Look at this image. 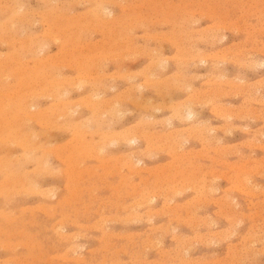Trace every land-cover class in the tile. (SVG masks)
Returning a JSON list of instances; mask_svg holds the SVG:
<instances>
[{
    "label": "rangeland",
    "instance_id": "rangeland-1",
    "mask_svg": "<svg viewBox=\"0 0 264 264\" xmlns=\"http://www.w3.org/2000/svg\"><path fill=\"white\" fill-rule=\"evenodd\" d=\"M263 11L264 0H0V120L16 123L0 121V264H264Z\"/></svg>",
    "mask_w": 264,
    "mask_h": 264
},
{
    "label": "bare ground",
    "instance_id": "bare-ground-1",
    "mask_svg": "<svg viewBox=\"0 0 264 264\" xmlns=\"http://www.w3.org/2000/svg\"><path fill=\"white\" fill-rule=\"evenodd\" d=\"M7 1H8V0H7ZM18 1H19V0H17V2H18ZM48 1H49V0H48ZM83 1H84V0H83ZM89 1H90V0H89ZM218 1H219V0H218ZM243 1H244V0H243ZM43 2H44V1H43ZM45 2H46V1H45ZM70 2H71V1H70ZM181 2H182V0H181ZM183 2H184V1H183ZM192 2H193V0H192ZM205 2H206V1H205ZM216 2H217V1H216ZM224 2H225V1H224ZM232 2H233V1H232ZM239 2H240V1H239ZM11 3H12V2H11ZM11 3H10V5H11ZM54 3H55V2H54ZM67 3H68V2H67ZM73 3H74V1H73ZM75 3H76V2H75ZM79 3H80V2H79ZM79 3H78V4H79ZM86 3H87V2H86ZM86 3H85V4H86ZM227 3H228V2H227ZM227 3H226V4H227ZM17 4H18V3H17ZM19 4H20V3H19ZM24 4H25V3H24ZM63 4H64V3H63ZM165 4H166V3H165ZM178 4H179V3H178ZM191 4H192V3H191ZM10 5H9V6H10ZM59 5H60V4H59ZM170 5H171V4H170ZM248 5H250V4H248ZM256 5H257V4H256ZM256 5H255V6H256ZM60 6H61V5H60ZM60 6H59V7H60ZM190 6H192V5H190ZM210 6H211V5H210ZM233 6H234V5H233ZM252 6H254V3H253ZM4 7H5V6H4ZM12 7H13V6H12ZM14 7H15V6H14ZM177 7H178V5H177ZM182 7H183V6H182ZM184 7H185V6H184ZM220 7H221V6H220ZM61 8H62V7H61ZM66 8H67V7H66ZM92 8L94 9V7H92ZM119 8H120V7H119ZM169 8H170V7H169ZM173 8H174V7H173ZM13 9H14V8H13ZM56 9H57V8H56ZM56 9H55V10H56ZM166 9H167V8H166ZM6 10H7V9H6ZM10 10H11V7H10ZM17 10H18V9H17ZM101 10H102V9H101ZM128 10H129V9H128ZM130 10H131V9H130ZM132 10H133V9H132ZM155 10H156V9H155ZM162 10H163V9H162ZM164 10H165V9H164ZM176 10H177V9H176ZM210 10H211V9H210ZM210 10H209V11H210ZM217 10H218V9H217ZM244 10H245V9H244ZM2 11H3V10H2ZM29 11H30V10H29ZM29 11H28V12H29ZM58 11H59V10H58ZM70 11H71V10H70ZM70 11H69V12H70ZM103 11H104V10H103ZM105 11H106V10H105ZM158 11H159V10H158ZM168 11H169V10H168ZM168 11H167V12H168ZM223 11H224V10H223ZM13 12H14V11H13ZM182 12H183V11H182ZM213 12H214V11H213ZM227 12H229V11H227ZM263 12H264V11H263ZM34 13H35V12H34ZM47 13H48V12H47ZM64 13H65V12H64ZM85 13H86V11H85ZM87 13H88V12H87ZM100 13H101V12H100ZM120 13H121V12H120ZM190 13H191V12H190ZM206 13H207V12H206ZM251 13H252V12H251ZM32 14H33V13H32ZM54 14H55V12H54ZM57 14H58V13H57ZM98 14H99V13H98ZM161 14H163V13H161ZM207 14H208V13H207ZM245 14H246V13H245ZM25 15H26V14H25ZM51 15H52V13H51ZM94 15H95V14H94ZM96 15H97V13H96ZM96 15H95V16H96ZM103 15H104V14H103ZM132 15H133V14H132ZM170 15H171V14H170ZM187 15H188V14H187ZM192 15H193V14H192ZM212 15H213V14H212ZM55 16H56V15H55ZM80 16H81V15H80ZM95 16H94V17H95ZM97 16H98V15H97ZM99 16H100V15H99ZM174 16H175V15H174ZM28 17H29V16H28ZM45 17H46V16H45ZM51 17H53V16H51ZM88 17H90V16H88ZM101 17H102V16H101ZM122 17H123V15H122ZM136 17H139V16H136ZM166 17H167V16H166ZM170 17H171V16H170ZM175 17H176V16H175ZM175 17H174V18H175ZM240 17H241V16H240ZM246 17H247V16H246ZM254 17H255V16H254ZM257 17H258V16H257ZM262 17H263V16H262ZM84 18H85V17H84ZM98 18H99V17H98ZM124 18H125V16H124ZM164 18H165V17H164ZM177 18H178V17H177ZM20 19H21V18H20ZM23 19H24V18H23ZM81 19H82V18H81ZM104 19H105V18H104ZM16 20H17V19H16ZM25 20H26V19H25ZM88 20H89V19H88ZM96 20H97V19H96ZM107 20H108V19H107ZM116 20H117V19H116ZM181 20H182V19H181ZM13 21H14V20H13ZM61 21H62V19H61ZM114 21H115V20H114ZM129 21H130V20H129ZM135 21H136V20H135ZM137 21H138V20H137ZM165 21H166V20H165ZM165 21H163V23H164ZM19 22H20V21H19ZM31 22H32V20H31ZM45 22H46V21H45ZM62 22H63V21H62ZM71 22H72V21H71ZM88 22H90V21H88ZM94 22H95V20H94ZM115 22H116V21H115ZM172 22H173V20H172ZM13 23H14V22H13ZM59 23H60V21H59ZM64 23H65V22H64ZM79 23H80V22H79ZM95 23H96V22H95ZM99 23H100V22H99ZM118 23H119V22H118ZM124 23H125V22H124ZM126 23H127V21H126ZM126 23H125V24H126ZM137 23H138V22H137ZM244 23H245V22H244ZM56 24H57V23H56ZM93 24H94V23H93ZM12 25H13V24H12ZM15 25H16V24H15ZM57 25H58V24H57ZM60 25H61V23H60ZM62 25H63V24H62ZM82 25H83V24H82ZM86 25H87V24H86ZM123 25H124V24H123ZM123 25H122V26H123ZM136 25H137V24H136ZM173 25H174V24H173ZM240 25H241V24H240ZM73 26H74V25H73ZM101 26H102V25H101ZM107 26H108V25H107ZM110 26H113V25H110ZM120 26H121V25H120ZM122 26H121V27H122ZM175 26H176V25H175ZM245 26H246V25H245ZM17 27H18V26H17ZM23 27H24V26H23ZM50 27H51V26H50ZM129 27H132V25L129 26ZM177 27H178V26H177ZM8 28H9V27H8ZM13 28H14V27H13ZM82 28H83V27H82ZM123 28H124V27H123ZM134 28H135V27H134ZM243 28H244V27H243ZM261 28H262V27H261ZM18 29H19V28H18ZM50 29H51V28H50ZM62 29H63V28H62ZM62 29H61V31H62ZM78 29H79V28H78ZM83 29H84V28H83ZM87 29H88V28H87ZM104 29H105V28H104ZM120 29H121V28H120ZM128 29H129V28H128ZM48 30H49V29H48ZM76 30H77V29H76ZM76 30H75V31H76ZM84 30H85V29H84ZM101 30H102V29H101ZM106 30H107V28H106ZM181 30H182V29H181ZM209 30H210V29H209ZM257 30H258V29H257ZM4 31H5V30H4ZM16 31H20V30H16ZM55 31H56V30H55ZM65 31H66V30H65ZM79 31H80V30H79ZM88 31H89V30H88ZM108 31H109V30H108ZM128 31H129V30H128ZM77 32H78V31H77ZM131 32H132V31H131ZM246 32H247V31H246ZM255 32H256V30H255ZM22 33H23V32H22ZM67 33H68V32H67ZM86 33H87V32H86ZM88 33H89V32H88ZM104 33H105V32H104ZM186 33H187V32H186ZM202 33H203V32H202ZM247 33H248V32H247ZM20 34H21V33H20ZM49 34H50V33H49ZM53 34H54V33H53ZM78 34H80V33H78ZM81 34H82V32H81ZM105 34H106V33H105ZM211 34H212V33H211ZM215 34H216V32H215ZM261 34H262V33H261ZM1 35H2V34H1ZM1 35H0V36H1ZM28 35H29V34H28ZM61 35H62V34H61ZM86 35H87V34H86ZM118 35H119V34H118ZM118 35H117V36H118ZM26 36H27V35H26ZM32 36H33V35H32ZM38 36H39V35H38ZM58 36H59V35H58ZM64 36H65V35H64ZM113 36H115V35H113ZM113 36H112V37H113ZM175 36H176V35H175ZM49 37H50V36H49ZM53 37H54V36H53ZM53 37H52V38H53ZM206 37H207V36H206ZM255 37H257V36H255ZM56 38H57V37H56ZM58 38H59V37H58ZM82 38H83V37H82ZM107 38H108V37H107ZM129 38H130V37H129ZM169 38H170V37H169ZM172 38H173V37H172ZM180 38H181V37H180ZM195 38H196V37H195ZM201 38H203V37H201ZM208 38H209V37H208ZM214 38H215V37H214ZM250 38H251V37H250ZM2 39H3V38H2ZM31 39H32V38H31ZM36 39H37V38H36ZM72 39H73V38H72ZM72 39H71V40H72ZM109 39H110V38H109ZM120 39H121V38H120ZM125 39H126V38H125ZM131 39H132V38H131ZM181 39H182V38H181ZM198 39H199V38H198ZM28 40H29V39H28ZM33 40H34V39H33ZM57 40H58V39H57ZM62 40H63V39H62ZM211 40H212V39H211ZM211 40H210V41H211ZM249 40H250V39H249ZM252 40H253V38H252ZM256 40H257V39H256ZM2 41H3V40H2ZM26 41H27V39H26ZM29 41H30V40H29ZM45 41H46V40H45ZM53 41H54V39H53ZM68 41H70V39H69ZM111 41H112V40H111ZM115 41H117V40H115ZM175 41H176V40H175ZM245 41H246V40H245ZM34 42H35V41H34ZM62 42H63V41H62ZM109 42H110V41H109ZM112 42H113V41H112ZM119 42H120V41H119ZM24 43H25V42H24ZM28 43H29V42H28ZM48 43H50V42H48ZM55 43H56V42H55ZM72 43H73V41H72ZM84 43H85V42H84ZM106 43H107V41H106ZM106 43H105V44H106ZM124 43H125V42H124ZM126 43H127V42H126ZM130 43H131V42H130ZM210 43H211V42H210ZM257 43H258V42H257ZM34 44H35V43H34ZM39 44H40V43H39ZM105 44H104V45H105ZM114 44H115V43H114ZM44 45H45V42H44ZM48 45H49V44H48ZM66 45H67V44H66ZM115 45H116V44H115ZM115 45H114V46H115ZM119 45H120V44H119ZM128 45H129V44H128ZM34 46H35V45H34ZM108 46H109V45H107V47H108ZM180 46H181V43H180ZM180 46H179V47H180ZM22 47H23V46H22ZM41 47H42V46H41ZM84 47H85V46H84ZM110 47H111V46H110ZM110 47H109V48H110ZM16 48H17V47H16ZM39 48H40V47H39ZM67 48L69 49V47H67ZM81 48H82V47H81ZM101 48H102V47H101ZM124 48H125V47H124ZM42 49H43V48H42ZM82 49H83V48H82ZM151 49H152V48H151ZM155 49H156V48H155ZM44 50H45V49H44ZM63 50H64V49H63ZM90 50H91V49H90ZM102 50H103V49H102ZM112 50H113V49H112ZM179 50H181V49H179ZM239 50H241V49H239ZM20 51H21V50H20ZM40 51H41V50H40ZM120 51H121V50H120ZM122 51H123V50H122ZM156 51H157V50H156ZM11 52H12V51H11ZM17 52H18V51H17ZM27 52H28V51H27ZM27 52H26V53H27ZM31 52H32V51H31ZM46 52H47V51H46ZM68 52H69V51H68ZM147 52H148V51H147ZM149 52H150V51H149ZM238 52H239V51H238ZM238 52H237V53H238ZM242 52H243V51H242ZM5 53H6V52H5ZM18 53H19V52H18ZM18 53H17V54H18ZM23 53H24V52H23ZM23 53H22V54H23ZM66 53H67V52H66ZM145 53H146V52H145ZM150 53H151V52H150ZM239 53H240V52H239ZM0 54H1V53H0ZM15 54H16V53H14L13 55H15ZM44 54H45V53H44ZM68 54H69V53H68ZM92 55H93V54H92ZM147 55H148V54H147ZM161 55H162V53H161ZM202 55H203V54H202ZM237 55H238V54H237ZM20 56H21V54H20ZM60 56H61V55H60ZM152 56H153V55H152ZM11 57H13V56H11ZM17 57H19V55H18ZM65 57H66V55H65ZM81 57H82V56H81ZM101 57H102V56H101ZM156 57H157V56H156ZM199 57H200V56H199ZM207 57H208V55H207ZM4 58H5V57H4ZM8 58H9V57H8ZM13 58H14V57H13ZM23 58H24V57H23ZM28 58H29V57H28ZM84 58H85V57H84ZM161 58H162V56H161ZM205 58H206V57H205ZM1 59H2V58H1ZM5 59H6V58H5ZM18 59H19V58H18ZM58 59H59V58H58ZM66 59H68V58H66ZM158 59H159V57H158ZM26 60H27V59H26ZM55 60L57 61V59H55ZM82 60H83V59H82ZM97 60H98V59H97ZM101 60H102V59H101ZM150 60H151V59H150ZM150 60H149V61H150ZM153 60H154V59H153ZM198 60H199V59H198ZM10 61H11V60H10ZM13 61H15V60H13ZM21 61H22V60H21ZM21 61H20V62H21ZM53 61H54V60H53ZM61 61H62V60H61ZM63 61H64V59H63ZM99 61H100V60H99ZM157 61H159V60H157ZM165 61H166V60H165ZM199 61H200V60H199ZM32 62H33V61H32ZM57 62H58V61H57ZM152 62H153V61H152ZM159 62H162V61H159ZM13 63H14V62H13ZM13 63H11V65H12ZM23 63H24V62H23ZM93 63H94V62H93ZM95 63H96V62H95ZM216 63H217V62H216ZM250 63H251V62H250ZM254 63H255V62H254ZM0 64H1V62H0ZM6 64H7V63H6ZM33 64H35V63H33ZM83 64H84V63H83ZM252 64H253V63H252ZM9 65H10V64H9ZM49 65H50V64H49ZM57 65H58V63H57ZM61 65H62V64H61ZM86 65H87V64H86ZM146 65H149V64L146 63ZM146 65H145V66H146ZM193 65H194V64H193ZM254 65H255V64H254ZM260 65H261V63H260ZM3 66H4V65H3ZM66 66H67V65H66ZM68 66H69V65H68ZM77 66H78V65H77ZM100 66H101V65H100ZM153 66H154V65H153ZM156 66H157V65H156ZM191 66H192V65H191ZM9 67H10V66H9ZM51 67H52V66H51ZM69 67H70V66H69ZM157 67H158V66H157ZM162 67H163V66H162ZM212 67H213V66H212ZM216 67H217V66H216ZM1 68H2V67H1ZM11 68H12V67H11ZM60 68H61V67H60ZM70 68H71V67H70ZM75 68H76V65H75ZM94 68H95V66H94ZM148 68H149V67H148ZM160 68H161V67H160ZM190 68H191V67H190ZM16 69H17V68H16ZM29 69H30V68H29ZM55 69H56V68H55ZM32 70H34V69H32ZM50 70H51V69H50ZM102 70H103V69H101L100 71H102ZM144 70H145V69H144ZM213 70H214V69H213ZM12 71H13V70H12ZM37 71L40 72V71L38 70V68H37L35 71H33L34 74H35V72H37ZM176 71H177V70H176ZM208 71H209V70H208ZM5 72H6V71H5ZM13 72H14V71H13ZM20 72H21V71H20ZM25 72H26V71H25ZM25 72H24V75H25ZM33 72H31V74H32ZM151 72H152V71H151ZM162 72H163V71H162ZM211 72H212V70H211ZM97 73H98V72H97ZM138 73H139V72H138ZM142 73H143V72H142ZM157 73H158V71H157ZM222 73H223V72H222ZM7 74H9V73H6V75H7ZM14 74H15V73H14ZM27 74H28V73H27ZM42 74H43V73H42ZM46 74H47V73H46ZM50 74H51V73H50ZM55 74H56V73H55ZM95 74H96V73H95ZM124 74H125V73H124ZM126 74H127V73H126ZM140 74H141V73H140ZM143 74H144V73H143ZM148 74H149V73H148ZM174 74H175V73H174ZM174 74H172V75H174ZM192 74H193V73H192ZM207 74H208V73H207ZM236 74H237V73H236ZM6 75H5V76H6ZM20 75H22V73H20ZM48 75H49V74H48ZM96 75H97V74H96ZM120 75H122V74H120ZM120 75H119V76H120ZM127 75H129V74H127ZM130 75H132V74H130ZM138 75H139V74H138ZM144 75H145V74H144ZM162 75H163V74H162ZM176 75H177V74H176ZM2 76H3V75H2ZM22 76H23V75H22ZM33 76H34V75H33ZM33 76H32V77H33ZM40 76H41V75H40ZM54 76H55V75H54ZM84 76H85V75H84ZM97 76H98V75H97ZM97 76H96V77H97ZM101 76H102V75H101ZM132 76H133V75H132ZM170 76H171V75H170ZM177 76H178V75H177ZM177 76H175V77H177ZM188 76H189V75H188ZM211 76H212V74H211ZM216 76H218V75H216ZM220 76H221V74H220ZM23 77H24V76H23ZM23 77H22V79H23ZM36 77H37V76H36ZM36 77H35V78H36ZM47 77H48V76H47ZM52 77H53V76H52ZM58 77H59V76L57 75V78H58ZM75 77H76V76H75ZM79 77H80V76H79ZM82 77H83V76H82ZM189 77H190V76H189ZM1 78H2V77H1ZM1 78H0V79H1ZM7 78H9V77L7 76ZM7 78H6V79H7ZM39 78H40V77H39ZM41 78H42V77H41ZM41 78H40V80H41ZM49 78H50V77H49ZM62 78H63V77H62ZM65 78H66V77H65ZM72 78H73V77H72ZM122 78H123V77H122ZM143 78H144L145 80H147V78H145V77H143ZM148 78H150V77L148 76ZM172 78H173V77H172ZM195 78H196V77H195ZM3 79H4V78H3ZM6 79H5V81H6ZM22 79H20V80H22ZM33 79H34V78H33ZM36 79H37V78H36ZM75 79H76V78H75ZM123 79H125V77H124ZM128 79H129V78H128ZM164 79H165V78H164ZM24 80H25V79H24ZM26 80H28V78H27ZM80 80H81V79H80ZM82 80H83V79H82ZM129 80H130V79H129ZM129 80H127V81H129ZM145 80H144V81H145ZM165 80H166V79H165ZM193 80H194V79H193ZM5 81H4V82H5ZM22 81H23V80H22ZM50 81H51V78H50ZM55 81H56V80H55ZM61 81H62V80H61ZM68 81H70V80H68ZM68 81H67V82H68ZM84 81H85V80H84ZM88 81H89V80H88ZM88 81H87V82H88ZM93 81H94V80H93ZM148 81H149V80H148ZM207 81H208V80H207ZM7 82H8V81H7ZM34 82H35V81H34ZM37 82H38V80H37ZM47 82H49V81H47ZM57 82H58V81H57ZM64 82H65V81H64ZM94 82H95V81H94ZM186 82H187V80H186ZM188 82H189V81H188ZM24 83H25V81H24ZM49 83H50V82H49ZM70 83H71V82H70ZM75 83H76V82H75ZM206 83H207V82H206ZM211 83H212V82H211ZM214 83H215V82H214ZM33 84H34V83H33ZM37 84H38V83H37ZM40 84H42V83H40ZM52 84H53V83H52ZM77 84H78V83H77ZM77 84H76V85H77ZM80 84H81V83H80ZM83 84H84V83H83ZM145 84H146V83H145ZM69 85H71V84H69ZM133 85H134V84H133ZM180 85H181V84H180ZM4 86H5V85H4ZM4 86H3V88H4ZM6 86H7V85H6ZM11 86H12V85H11ZM31 86H32V84H31ZM31 86H30V87H31ZM33 86H34V85H33ZM36 86H37V85H36ZM43 86H44V85H43ZM51 86H53V85H51ZM73 86H74V85H73ZM92 86H93V85H92ZM109 86H110V85H109ZM112 86H113V85H112ZM138 86H140V85L138 84ZM8 87H9V86H8ZM22 87H23V84H22ZM49 87H50V86H49ZM80 87H81V86H80ZM132 87H133V86H132ZM149 87H150V86H149ZM175 87H177V85H176ZM175 87H174V88H175ZM181 87H182V86H181ZM0 88H1V87H0ZM3 88H2V89H3ZM10 88H12V87H10ZM14 88H15V87H14ZM28 88H29V86H28ZM31 88H32V87H31ZM41 88H42V87H41ZM51 88H52V87H51ZM98 88H99V87H98ZM110 88H111V87H110ZM136 88H137V87H136ZM167 88H168V87H167ZM170 88H171V87H170ZM183 88H184V87H183ZM185 88H187V87H185ZM17 89H18V88H17ZM17 89H15V91L13 90L14 93L16 92ZM37 89H38V88H37ZM134 89H135V88H134ZM172 89H173V87H172ZM179 89H180V88H179ZM181 89H182V88H181ZM192 89H193V88H192ZM196 89H197V88H196ZM0 90H1V89H0ZM46 90H47V89H46ZM46 90H45V93H46ZM55 90H57V89H55ZM135 90H137V89H135ZM182 90H183V89H182ZM13 91H12V92H13ZM30 91H31V90H30ZM30 91H29V93H30ZM43 91H44V90H43ZM105 91H106V90H105ZM159 91H160V90H159ZM197 91H198V90H197ZM230 91H231V90H230ZM50 92H51V91H50ZM57 92H58V91H57ZM60 92H61V91H60ZM130 92H131V91H130ZM133 92H134V91H133ZM140 92H141V91H140ZM225 92H226V91H225ZM228 92H229V91H228ZM7 93H8V92H7ZM10 93H11V92H10ZM31 93H32V92H31ZM34 93H35V92H34ZM42 93H43V92H42ZM158 93H160V92H158ZM164 93H165V92H164ZM203 93H204V92H203ZM4 94H5V93H4ZM16 94H17V93H16ZM20 94H21V93H20ZM24 94H25V93H24ZM39 94H40V93H39ZM43 94H44V93H43ZM48 94H49V92H48ZM48 94H47V95H48ZM117 94H118V93H117ZM133 94H135V93H133ZM138 94H139V93H138ZM166 94H167V92H166ZM13 95H14V94H13ZM27 95H28V94H27ZM29 95H30V94H29ZM36 95H37V94H36ZM49 95H50V94H49ZM54 95H55V92H54ZM63 95H64V94H63ZM128 95H129V94H128ZM158 95H159V94H158ZM191 95H192V94H191ZM22 96H23V94H22ZM40 96H41V95H40ZM44 96H46V95H44ZM61 96H62V95H61ZM93 96H94V95H93ZM96 96H97V95H96ZM130 96H131V95H130ZM136 96H137V95H136ZM168 96H169V95H168ZM9 97H10V96H9ZM25 97H26V96H25ZM27 97H28V96H27ZM32 97H33V96H32ZM116 97H117V96H116ZM116 97H115V100H117ZM118 97H119V95H118ZM163 97H164V96H163ZM165 97L168 99L167 96H165ZM10 98H11V97H10ZM19 98H20V97H19ZM19 98H18V99H19ZM33 98H34V97H33ZM42 98L46 99L45 97H42ZM47 98H49V97H47ZM133 98H134V97H133ZM135 98H136V97H135ZM138 98H139V97H138ZM187 98H189V97H187ZM197 98H198V96H197ZM208 98H209V97H208ZM208 98H207V99H208ZM26 99H28V98H26ZM126 99H127V96H126ZM144 99H145V98H144ZM150 99H151V98H150ZM163 99H164V98H163ZM254 99H255V98H254ZM254 99H253V100H254ZM95 100H96V98H95ZM146 100H147V99H146ZM164 100H165V99H164ZM171 100H172V99H171ZM1 101H2V100H1ZM1 101H0V102H1ZM8 101H9V100H8ZM26 101H27V100H26ZM77 101H78V100H77ZM119 101H121V100H119ZM144 101H145V100H144ZM184 101H185V100H184ZM187 101H188V99H187ZM203 101H204V100H203ZM12 102H13V101H12ZM60 102H61V101H60ZM83 102H84V101H83ZM89 102H90V101H89ZM91 102H92V101H91ZM138 102H139V100H138ZM145 102H146V101H145ZM178 102H179V101H178ZM178 102H176V103H178ZM1 103H2V102H1ZM8 103H9V102H8ZM20 103H21V102H17L18 105H19ZM53 103H54V102H53ZM58 103H59V102H58ZM67 103H68V102H67ZM94 103H96V102H94ZM115 103H116V102H115ZM119 103H120V102H119ZM141 103H142V101H141ZM179 103H181V102H179ZM179 103H178V104H179ZM183 103H184V102H183ZM49 104H50V103H49ZM51 104H52V103H51ZM63 104H64V102H63ZM75 104H76V103H75ZM79 104H80V103H79ZM98 104H99V103H98ZM105 104H106V102H105ZM116 104H118V103H116ZM132 104H133V103H132ZM164 104H165V102H164ZM164 104H163V105H164ZM184 104H185V103H184ZM6 105H7V104H6ZM6 105H5V106H6ZM20 105H21V104H20ZM23 105H24V104H23ZM26 105H27V103H26ZM30 105H31V103H30ZM110 105H112V104H110ZM143 105H145V103H144ZM147 105H148V104H147ZM155 105H156V104H155ZM155 105L153 104V106H155ZM167 105H168V104H167ZM171 105H172V104H171ZM192 105H194V104H192ZM77 106H79V105L77 104ZM92 106H93V105H92ZM105 106H106V105H105ZM114 106H115V105H114ZM153 106H152V108H153ZM179 106H180V105H179ZM107 107H108V106H107ZM119 107H120V106H119ZM23 108H24V107H23ZM94 108H95V107H94ZM103 108H105V107H103ZM149 108H150V107H149ZM164 108H165V106H164ZM166 108H168V107H166ZM181 108H182V107H181ZM189 108L191 109V107H189ZM189 108H188V109H189ZM72 109H73V107H72ZM98 109H99V108H98ZM98 109H97V111H98ZM100 109H101V107H100ZM114 109H116V108H114ZM158 109H159V108H158ZM4 110H5V109L0 108V117L2 116V113H3L2 111H4ZM28 110H30V109H28ZM52 110H54V108H53ZM52 110H51V111H52ZM57 110H58V109H57ZM69 110H70V109H69ZM77 110H78V109H77ZM125 110H126V108H125ZM151 110H152V109H151ZM156 110H157V109H156ZM156 110H155V111H156ZM9 111H10V110H9ZM20 111H21V109H20ZM25 111H26V110H25ZM34 111H35V110H34ZM39 111H40V109H39ZM41 111H42V110H41ZM49 111H50V110H49ZM59 111H60V110H59ZM71 111H73V110H71ZM78 111H79V110H78ZM188 111H189V110H188ZM7 112H8V111H7ZM7 112H6V113H7ZM53 112H54V111H53ZM56 112H57V111H56ZM64 112H65V111H64ZM64 112H63V113H64ZM76 112H77V111H76ZM76 112H75V113H76ZM113 112H115V111H113ZM113 112H112V113H113ZM156 112H157V111H156ZM8 113H9V112H8ZM12 113H13V112H12ZM71 113H72V112H71ZM75 113H74V115H76ZM107 113H108V111H107ZM185 113H186V112H185ZM214 113H215V112H214ZM13 114H14V113H13ZM26 114H27V113H26ZM46 114H47V113H46ZM59 114H60V113H59ZM65 114H66V113H65ZM67 114H68V111H67ZM114 114H115V113H114ZM117 114H119V113H117ZM174 114H175V113H174ZM215 114H216V113H215ZM223 114H224V113H223ZM223 114H222V116H223ZM17 115H18V113H17ZM17 115L15 114V116H17ZM32 115H34V114H32ZM40 115H41V114H40ZM57 115H58V114H57ZM74 115H73V116H74ZM103 115H104V114H103ZM121 115H122V114H121ZM150 115H151V114H150ZM198 115H199V114H198ZM11 116L13 117L14 115L11 114ZM44 116L46 117L45 114H44ZM59 116H60V115H59ZM70 116H71V115H70ZM93 116H94V115H93ZM93 116H92V117H93ZM99 116H100V115H99ZM174 116H175V115H174ZM182 116H183V114H182ZM184 116H185V114H184ZM25 117H26V116H25ZM25 117H24V118H25ZM28 117H29V116H28ZM53 117H54V115H53ZM113 117H114V116H113ZM121 117H122V116H121ZM140 117H141V116H140ZM145 117H146V116H145ZM150 117H151V116H150ZM195 117H196V116H195ZM10 118H11V117H10ZM21 118H22V117H21ZM39 118H40V117H39ZM39 118H38V119H39ZM51 118H52V117H51ZM97 118H99V117H96L95 119H97ZM165 118H166V117H165ZM186 118H187V117H186ZM186 118H185V119H186ZM16 119H17V118H16ZM19 119H20V118H19ZM34 119H35V118H34ZM86 119H87V118H86ZM102 119H103V118H102ZM166 119H167V118H166ZM176 119H177V118H176ZM183 119H184V118H183ZM222 119H223V118H222ZM1 120H2V119H1ZM1 120H0V121H1ZM3 120H4V121H3ZM3 120H2V127L5 128L4 131L6 130V132H7V129H6L7 127H11V128H15V127H16L15 120H14V122L11 121V122L14 124L15 127H14V126H10L9 121H8L7 118H4ZM21 120H22V119H21ZM23 120H24V119H23ZM23 120H22V121H23ZM26 120H27V119H26ZM43 120L45 121V118H44ZM87 120H88V119H87ZM141 120H143V119H141ZM146 120H147V118H146ZM159 120H160V118H159ZM162 120H163V119H162ZM194 120H195V119H194ZM203 120H205V119H203ZM223 120H224V119H223ZM27 121H28V120H27ZM138 121L140 122V120H138ZM144 121H145V120H144ZM169 121H170V120H169ZM179 121H180V120H179ZM181 121H182V120H181ZM189 121H190V120H189ZM225 121H226V120H225ZM11 122H10V123H11ZM24 122H25V121H24ZM28 122H29V121H28ZM28 122H27V123H28ZM41 122H42V121H41ZM45 122H46V121H45ZM61 122H62V121H61ZM79 122H80V121H79ZM85 122H87V121H85ZM146 122H147V121H146ZM149 122H150V121H149ZM153 122H154V121H152V123H153ZM155 122H156V121H155ZM164 122H165V121H164ZM19 123H20V122H19ZM31 123H32V122H31ZM39 123H40V122H39ZM39 123H36V124H39ZM46 123H47V122H46ZM52 123H53V122H52ZM58 123H59V122H58ZM68 123H69V122H68ZM167 123H168V121H167ZM53 124H55V123H53ZM77 124H78V123H77ZM82 124H83V123H82ZM108 124H109V123H108ZM112 124H113V123H112ZM135 124H138V123H135ZM159 124H160V123H159ZM164 124H165V123H164ZM164 124H163V125H164ZM227 124H228V123H227ZM23 125H24V127H25L27 124H26V125L23 124ZM39 125H41V124H39ZM47 125H48V124H47ZM110 125H111V123H110ZM140 125H141V124H140ZM228 125H229V124H228ZM228 125H227V126H228ZM21 126H22V125H21ZM45 126H46V125H45ZM48 126H49V125H48ZM60 126H61V124H60ZM60 126H59V127H60ZM145 126H146V125H145ZM174 126H175V125H174ZM28 127H29V126H28ZM30 127H31V126H30ZM41 127H42V126H41ZM57 127H58V126H57ZM102 127H103V126H102ZM107 127H108V126H107ZM109 127H110V126H109ZM109 127H108V128H109ZM140 127H142V125H141ZM187 127H188V126H187ZM209 127H210V126H209ZM224 127H226V126H224ZM224 127H223V129H224ZM49 128H51V126H50ZM52 128H53V127H52ZM90 128H91V127H90ZM142 128H143V127H142ZM214 128H216V127H214ZM228 128H230V127H228ZM1 129H3V128H1ZM21 129H22V128H21ZM21 129H20V130H21ZM61 129H62V128H61ZM61 129H60V130H61ZM86 129H87V128H86ZM86 129H85V130H86ZM184 129H185V128H184ZM205 129H206V128H205ZM205 129H204V130H205ZM83 130H84V128H83ZM95 130H96V129H95ZM123 130H124V129H123ZM134 130H135V129H134ZM142 130H143V129H142ZM151 130H152V129H151ZM158 130H159V129H158ZM182 130H183V129H182ZM4 131H3V132H4ZM10 131H12V130H10ZM93 131H94V130H93ZM100 131H101V130H100ZM100 131H99V132H100ZM105 131H106V130H105ZM129 131H130V130H129ZM148 131H149V130H148ZM177 131H178V130H177ZM210 131H211V130H210ZM210 131H209V132H210ZM226 131H227V130H226ZM45 132H46V131H45ZM47 132H49V131L47 130ZM73 132H74V131H73ZM101 132H102V131H101ZM112 132H113V131H112ZM138 132H139V131H138ZM144 132H145V131H144ZM175 132H176V131H175ZM178 132H179V131H178ZM190 132H191V131H190ZM228 132H229V131H228ZM9 133H12V132H9ZM54 133H55V131H54ZM78 133H79V132H78ZM107 133H108V131H107ZM126 133H127V132H126ZM155 133H156V132H155ZM210 133H211V132H210ZM50 134H51V133H50ZM129 134H130V133H129ZM142 134H143V133H142ZM144 134H145V133H144ZM144 134H143V135H144ZM162 134H163V133H162ZM208 134H209V133H208ZM18 135H19V134H18ZM22 135H23V133H22ZM29 135H30V134H29ZM29 135H28V136H29ZM79 135H80V134H79ZM168 135H169V134H168ZM8 136H12V135H9V134H8ZM31 136H32V135H31ZM107 136H108V135H107ZM109 136H110V135H109ZM131 136H132V134H131ZM133 136H134V135H133ZM148 136H149V135H148ZM169 136H170V135H169ZM15 137H16V136H15ZM19 137H20V136H19ZM50 137H51V136H50ZM129 137H130V136H129ZM129 137L126 139L127 141L130 139ZM134 137H135V136H134ZM6 138H7V137H6ZM6 138H5V139H6ZM27 138H28V137H27ZM34 138H35V137H34ZM37 138H38V137H37ZM111 138H112V137H111ZM115 138H116V137H115ZM122 138H124V137H122ZM150 138H151V137H150ZM210 138H211V137H210ZM7 139H8V138H7ZM70 139H71V138H70ZM200 139H201V138H200ZM1 140H2V139H1ZM18 140H19V138H18ZM18 140H17V141H18ZM22 140H23V139H22ZM116 140H117V139H116ZM155 140H157V139H155ZM160 140H161V139H160ZM24 141H25V140H24ZM53 141H54V140H53ZM109 141H110V140H109ZM123 141H125V140H123ZM129 141H130V140H129ZM157 141H158V140H157ZM171 141H172V140H171ZM173 141H174V140H173ZM205 141H206V140H205ZM29 142H30V141H29ZM29 142H28V144H29ZM31 142H32V140H31ZM31 142H30V143H31ZM36 142H37V141H36ZM36 142H35V143H36ZM80 142H81V141H80ZM102 142H103V141H102ZM106 142H107V141H106ZM110 142H111V141H110ZM114 142H115V141H114ZM132 142H133V141H132ZM132 142H131V143H132ZM168 142H169V141H168ZM175 142H176V141H174V143H175ZM181 142H183V141H181ZM219 142H220V141H219ZM9 143H10V142H9ZM9 143H8V144H9ZM16 143H18V142H16ZM22 143H23V141H22ZM22 143H20V144H22ZM69 143H70V142H69ZM74 143H75V142H74ZM111 143H113V142H111ZM116 143H117V142H116ZM119 143H120V142H119ZM119 143H118V144H119ZM10 144H11V143H10ZM20 144H19V145H20ZM28 144H27V145H28ZM31 144H32V143H31ZM48 144H49V143H48ZM81 144H82V143H81ZM215 144H216V143H215ZM4 145H5V144H4ZM12 145H13V144H12ZM22 145H24V144H22ZM22 145H21V146H22ZM29 145H30V144H29ZM50 145H51V144H50ZM71 145H72V144H71ZM112 145H114V144H112ZM132 145H133V144H132ZM132 145H131V146H132ZM136 145H137V144H136ZM40 146H41V145H40ZM51 146H52V145H51ZM53 146H54V145H53ZM53 146H52V147H53ZM68 146H69V145H68ZM93 146H94V145H93ZM98 146H99V145H98ZM107 146H108V145H107ZM144 146H145V145H144ZM165 146H167V144H166ZM176 146H177V145H175V147H176ZM229 146H230V145H229ZM0 147H1V146H0ZM7 147H8V146H7ZM11 147H12V146H11ZM19 147H20V146H19ZM76 147H77V146H76ZM83 147H84V146H83ZM91 147H92V146H91ZM167 147H168V146H167ZM181 147H182V146H181ZM200 147H201V146H200ZM208 147H209V146H208ZM234 147H235V146H234ZM12 148H13V147H12ZM61 148H62V147H61ZM65 148H66V147H65ZM67 148H68V147H67ZM67 148H66V149H67ZM88 148H89V147H88ZM96 148H97V147H96ZM112 148H113V147H112ZM153 148H154V147H153ZM160 148H161V147H160ZM160 148H159V149H160ZM179 148H180V147H179ZM201 148H202V147H201ZM227 148H229V147L227 146ZM10 149H11V148H10ZM24 149H25V148H24ZM32 149H33V148H32ZM50 149H51V148H50ZM57 149H59V148H57ZM72 149H73V148H72V146H71V150H72ZM85 149H86V147H85ZM93 149H95V148H93ZM103 149H104V148H103ZM202 149H203V148H202ZM221 149H222V148H221ZM11 150H12V149H11ZM30 150H31V149H30ZM60 150H61V149H60ZM154 150H155V149H154ZM169 150H170V149H169ZM199 150H200V149H199ZM234 150H235V149H234ZM263 150H264V149H263ZM56 151H57V150H56ZM107 151H108V150H107ZM158 151H159V150H158ZM166 151H167V150H166ZM209 151H210V150H209ZM214 151H215V150H214ZM223 151H224V150H223ZM232 151H233V150H232ZM69 152H70V151H69ZM89 152H90V149H89ZM98 152L100 153V151H98ZM177 152H178V151H177ZM226 152H227V151H226ZM13 153H14V152H13ZM50 153H51V152H50ZM65 153H66V152H65ZM75 153H76V152H75ZM91 153H92V152H91ZM91 153H90V155H91ZM101 153H102V152H101ZM151 153H152V152H151ZM93 154H94V153H93ZM148 154H149V153H148ZM202 154H203V153H202ZM13 155H14V154H13ZM43 155H44V154H43ZM72 155H73V154H72ZM97 155H98V154H97ZM131 155H132V154H131ZM227 155H228V154H227ZM235 155H236V154H235ZM14 156H15V155H14ZM47 156H48V155H47ZM50 156H51V155H50ZM82 156H83V155H82ZM95 156H96V154H95ZM102 156H103V155H102ZM142 156H143V155H142ZM173 156H174V154H173ZM196 156H197V154H196ZM198 156H199V155H198ZM31 157H32V156H31ZM42 157H43V156H42ZM91 157H92V156H91ZM147 157H148V156H147ZM13 158H14V157H13ZM17 158H18V157H17ZM26 158H27V157H26ZM32 158H34V156H33ZM58 158H59V157H58ZM83 158H84V157H83ZM86 158H87V156H86ZM97 158H98V157H97ZM104 158H105V157H104ZM111 158H112V157H111ZM124 158H125V157H124ZM124 158H123V159H124ZM194 158H195V157H194ZM200 158H201V157H200ZM204 158H205V157H204ZM206 158H207V157H206ZM262 158H263V157H262ZM8 159H10V158H8ZM8 159H7V160H8ZM40 159H41V157H40ZM49 159H50V158H49ZM63 159H64V158H63ZM63 159H62V160H63ZM69 159H70V158H69ZM131 159H132V157H131ZM212 159H213V158H212ZM50 160H51V159H50ZM76 160H77V159H76ZM109 160H110V159H109ZM125 160H126V159H125ZM137 160H138V159H137ZM193 160H195V159H193ZM222 160H223V159H222ZM2 161H3V160H2ZM5 161H6V160H5ZM106 161H108V160H106ZM106 161H105V163H106ZM114 161H115V160H114ZM183 161H184V160H183ZM197 161H198V160H197ZM21 162H23V161H21ZM27 162H28V161H27ZM69 162H70V161H69ZM188 162H189V161H188ZM7 163H8V162H7ZM24 163H26L25 160H24ZM218 163H219V161H218ZM225 163H226V162H225ZM225 163H224V165H225ZM45 164H46V163H45ZM130 164H131V163H130ZM134 164H135V163H134ZM138 164H139V163H138ZM180 164H181V163H180ZM194 164H195V163H194ZM194 164H193V165H194ZM227 164H229V163H227ZM231 164H232V163H231ZM76 165H78V164H76ZM128 165H129V164H128ZM155 165H156V164H155ZM167 165H168V164H167ZM191 165H192V163H191ZM10 166H11V165H10ZM20 166H21V165H20ZM25 166H26V165H25ZM94 166H95V165H94ZM132 166H133V165H132ZM161 166H162V165H161ZM189 166H190V165H189ZM221 166H222V165H221ZM232 166H233V165H232ZM7 167H8V166H7ZM13 167H14V166H13ZM55 167H56V166H55ZM118 167H119V166H118ZM139 167H140V166H139ZM141 167H142V166H141ZM32 168H33V167H32ZM90 168H91V167H90ZM135 168H136V167H135ZM161 168H162V167H161ZM173 168H174V167H173ZM45 169L48 170V168H45ZM45 169H44V170H45ZM50 169H51V168H50ZM74 169H75V168H74ZM80 169H81V168H80ZM139 169H140V168H139ZM152 169H153V168H152ZM155 169H156V168H155ZM155 169H154V170H155ZM158 169H159V168H158ZM165 169H166V168L164 167V170H165ZM169 169H170V168H169ZM185 169H186V168H185ZM185 169H184V170H185ZM187 169H188V168H187ZM12 170H13V169H12ZM103 170H104V169H103ZM164 170H163V171H164ZM166 170H168V169H166ZM184 170H183V171H184ZM201 170H203V169H201ZM0 171H1V170H0ZM24 171H25V170H24ZM108 171H109V170H108ZM117 171H118V170H117ZM133 171H134V170H133ZM140 171H141V170H140ZM146 171H147V170H146ZM163 171H162V172H163ZM152 172H153V171H152ZM181 172H182V171H181ZM11 173H12V172H11ZM17 173H18V172H17ZM50 173H51V171H50ZM82 173H83V172H82ZM84 173H87V172H84ZM9 174H10V173H9ZM76 174H77V172H76ZM131 174H132V173H131ZM134 174H135V173H134ZM154 174H155V171H154ZM168 174H169V173H168ZM168 174H167V175H168ZM237 174H238V173H237ZM46 175H47V174H46ZM50 175H51V174H50ZM105 175H106V174H105ZM124 175H125V174H124ZM148 175H149V174H148ZM198 175H199V174H198ZM44 176H45V175H44ZM47 176H48V175H47ZM56 176H57V175H56ZM127 176H129V175L127 174ZM24 177H25V176H24ZM42 177H43V176H42ZM79 177H81V176L79 175ZM79 177H78V178H79ZM148 177H149V176H148ZM11 178H12V177H11ZM20 178H21V175H20ZM76 178H77V177H76ZM122 178L124 179V176H123ZM127 178H128V177H127ZM199 178H200V177H199ZM67 179H69V178H67ZM99 179H100V178H99ZM145 179H146V178H145ZM168 179H169V178H168ZM230 179H231V178H230ZM242 179H243V178H242ZM30 180H31V179H30ZM85 180H86V179H85ZM105 180H106V179H105ZM140 180H141V179H140ZM194 180H195V179H194ZM199 180H200V179H199ZM243 180H244V179H243ZM4 181H5V180H4ZM16 181H18V180H16ZM41 181H42V180H41ZM14 182H15V180H14ZM26 182H27V181H26ZM31 182H32V181H31ZM119 182H120V181H119ZM123 182H124V181H123ZM123 182H122V183H123ZM126 182H127V181H126ZM136 182H138V181H136ZM143 182H144V181H143ZM164 182H165V181H164ZM182 182H183V181H182ZM207 182H208V181H207ZM234 182H235V181H234ZM243 182H244V181H243ZM245 182H246V181H245ZM41 183H42V182H41ZM55 183H56V182H55ZM100 183H101V182H100ZM120 183H121V182H120ZM191 183H192V182H191ZM198 183H200V182H198ZM204 183H205V182H204ZM204 183H203V184H204ZM35 184H36V183H35ZM64 184H65V183H64ZM105 184H106V183H105ZM145 184H146V183H145ZM186 184H187V183H186ZM242 184H243V183H242ZM32 185H33V184H32ZM131 185H132V184H131ZM195 185H196V184H195ZM213 185H214V184H213ZM244 185H245V184H244ZM28 186H29V185H28ZM57 186H58V185H57ZM66 186H67V185H65V187H66ZM96 186H97V185H96ZM126 186H127V185H126ZM185 186H186V185H185ZM208 186H209V185H208ZM250 186H251V185H250ZM77 187H78V186H77ZM114 187L116 188V186H114ZM114 187H113V188H114ZM133 187H134V186H133ZM183 187H184V186H183ZM211 187H212V186H211ZM241 187H242V185H241ZM241 187H240V188H241ZM28 188H29V187H28ZM52 188H54V187H52ZM91 188H93V186H92ZM141 188H142V187H141ZM229 188H230V187H229ZM12 189H13V188H12ZM20 189H21V188H20ZM35 189H36V187H35ZM131 189H132V188H131ZM160 189H161V188H160ZM232 189H233V187H232ZM235 189H236V188H235ZM14 190H15V189H14ZM16 190H17V189H16ZM36 190H37V189H36ZM115 190L117 191V189H115ZM182 190H183V189H182ZM209 190H210V188H209ZM236 190H237V189H236ZM11 191H12V190H11ZM18 191H20V190H18ZM56 191H57V190H56ZM132 191H133V190H132ZM147 191H148V189H147ZM162 191H163V190H162ZM244 191H245V190H244ZM42 192H43V191H42ZM129 192H130V191H129ZM148 192H149V191H148ZM153 192H154V190H153ZM153 192H152V193H153ZM159 192H160V191H159ZM207 192H208V191H207ZM216 192H217V191H216ZM240 192H241V191H240ZM33 193H34V192H33ZM35 193H36V192H35ZM46 193H47V191H46ZM115 193H116V192H115ZM160 193H161V192H160ZM160 193H159V194H160ZM165 193H166V192H165ZM179 193H180V192H179ZM12 194H13V192H12ZM16 194H17V192H16ZM40 194H41V193H40ZM92 194H93V193H92ZM148 194H149V193H148ZM155 194H156V193H155ZM89 195H90V194H89ZM117 195H119V194H117ZM163 195H164V194H163ZM198 195H199V194H198ZM224 195H225V193H224ZM53 196H54V195H53ZM201 196H202V195H201ZM91 197H92V196H91ZM211 197H212V196H211ZM211 197H210V198H211ZM94 198H95V197H94ZM170 198H171V197H170ZM193 198H194V197H193ZM146 199H148V198H146ZM212 199H213V198H212ZM215 199H216V198H215ZM122 200H123V199H122ZM151 200H152V199H151ZM132 201H133V200H132ZM162 201H163V200H162ZM162 201H161V202H162ZM200 201H201V199H200ZM215 201H216V200H215ZM104 202H105V201H104ZM151 202H152V201H151ZM166 202H167V201H166ZM192 202H193V201H192ZM197 202H198V201H197ZM216 202H217V201H216ZM139 203H140V201H139ZM104 204H106V203H104ZM195 204H196V203H195ZM202 204H203V203H202ZM42 205H44V204H42ZM198 205H199V204H198ZM219 205H220V204H219ZM260 205H261V204H260ZM40 206H41V205H40ZM40 206H39V207H40ZM139 206H141V205H139ZM193 206H194V204H193ZM54 207H55V206H54ZM87 207H88V206H87ZM142 207H143V206H142ZM169 208H170V207H169ZM118 209H119V208H118ZM129 209H130V208H129ZM204 209H205V208H204ZM127 210H128V209H127ZM145 210H147V209H145ZM152 210H153V209H152ZM256 210H257V209H256ZM40 211H41V210H40ZM130 211H131V210H130ZM154 211L157 212V211H159V210H157V211L154 210ZM187 211H188V210H187ZM259 212H260V211H259ZM4 213H5V212H4ZM146 213H147V212H146ZM150 213H152V212H150ZM130 214H132V213H130ZM136 214H137V213H136ZM186 214H187V213H186ZM203 214H204V213H203ZM224 214H225V212H224ZM255 214H257V213H255ZM110 215H111V214H110ZM133 215H134V214H133ZM151 215H152V214H151ZM188 215H189V214H188ZM188 215H187V216H188ZM206 215H207V214H206ZM238 215H239V214H238ZM240 215H241V214H240ZM244 215H245V214H244ZM244 215H243V216H244ZM248 215H249V214H248ZM102 216H103V215H102ZM104 216H106V215H104ZM153 216H154V215H153ZM219 216H220V215H219ZM116 217H117V216H116ZM134 217H135V216H134ZM136 217H137V216H136ZM204 217H205V215H204ZM224 217H225V216H224ZM237 217H238V216H237ZM245 217H246V216H245ZM252 217H253V216H252ZM106 218H107V217H106ZM129 218H131V217H129ZM129 218H128V219H129ZM178 218H179V217H178ZM233 218H235V217H233ZM233 218H232V220H233ZM257 218H258V217H257ZM60 219H61V218H60ZM60 219H59V220H60ZM134 219H135V218H134ZM235 219H236V218H235ZM112 220H113V219H112ZM114 220H115V219H114ZM137 220H138V219H137ZM202 220H203V219H202ZM214 220H215V217H214ZM61 221H62V220H61ZM207 221H208V220H207ZM209 221H210V220H209ZM238 221H239V220H238ZM238 221H237V222H238ZM212 222H213V221H212ZM228 222H229V221H228ZM61 223H62V222H61ZM177 223H178V222H177ZM206 223H207V222H206ZM235 223H236V222H235ZM133 224H134V223H133ZM210 224H211V223H210ZM179 225H180V224H179ZM207 225H209V224H207ZM231 225H232V224H231ZM53 226H54V225H53ZM60 226H61V225H60ZM85 226H86V225H85ZM209 226H210V225H209ZM26 227H27V226H26ZM165 227H166V226H165ZM58 228H59V227H58ZM162 228H163V227H162ZM178 228H179V227H178ZM226 228H227V227H226ZM232 228H233V227H232ZM153 229H154V228H153ZM234 229H235V228H234ZM112 230H113V229H112ZM132 230H133V229H132ZM162 231H163V230H162ZM174 231H175V230H174ZM228 231H229V230H228ZM247 231H248V230H247ZM120 232H121V231H120ZM135 232H136V231H135ZM175 232H176V231H175ZM16 233H17V232H16ZM55 233H56V232H55ZM72 233H73V232H72ZM72 233H71V234H72ZM113 233H114V232H113ZM68 234H69V233H68ZM57 235H58V234H57ZM120 235H121V234H120ZM173 235H174V234H173ZM194 235H195V234H194ZM225 235H226V234H225ZM228 235H229V233H228ZM256 235H257V234H256ZM130 236H131V235H130ZM159 236H160V235H159ZM220 236H221V235H220ZM74 237H75V236H74ZM118 237H119V236H118ZM190 237H191V236H190ZM205 237H207V236H205ZM205 237H204V238H205ZM8 238H9V237H8ZM158 238H159V237H158ZM204 238H203V239H204ZM69 239H70V238H69ZM75 239H76V238H75ZM156 239H157V237H156ZM240 239H241V238H240ZM141 240H142V239H141ZM158 240H159V239H158ZM171 240H172V239H171ZM183 240H184V239H183ZM200 240H201V239H200ZM223 240H225V239H223ZM177 241H178V240H177ZM193 241H194V240H193ZM205 241H206V240H205ZM199 242H200V241H199ZM206 242H207V241H206ZM206 242H205V243H206ZM195 243H196V242H195ZM203 244H204V243H203ZM249 244H250V243H249ZM3 245H4V244H3ZM146 245H147V244H146ZM191 245H192V244H191ZM209 245H210V244H209ZM77 246H78V245H77ZM149 247H150V246H149ZM182 247H183V245H182ZM195 247H196V246H195ZM69 248H70V246H69ZM145 248H147V247H145ZM151 248H152V247H151ZM187 248H188V247H187ZM79 249H80V248H79ZM174 249H175V248H174ZM235 249H236V248H235ZM13 250H14V249H13ZM73 250H74V249H73ZM121 250H122V249H121ZM166 250H167V249H166ZM188 250H189V249H188ZM192 250H193V249H192ZM27 251H28V250H27ZM46 251H47V250H46ZM117 251L119 252V250H117ZM132 251H133V250H132ZM182 251H183V250H182ZM230 251H231V250H230ZM62 253H64V252H62ZM187 254H188V253H187ZM227 254H228V253H227ZM64 255H65V254H64ZM178 255H179V254H178ZM60 256H61V255H60ZM171 256H172V255H171ZM171 256H170V257H171ZM56 257H58V256H56ZM5 258H6V257H5ZM13 258H14V257H13ZM65 258H66V256H65ZM65 258H64V259H65ZM174 259H175V258H174ZM236 259H237V258H236ZM236 259H235V260H236ZM6 260H7V259H6ZM194 260H195V259H194ZM13 261H14V260H13ZM6 263H7V262H6ZM6 263H5V264H6ZM162 263H163V262H162ZM171 263H173V262H171ZM156 264H157V263H156ZM236 264H237V263H236Z\"/></svg>",
    "mask_w": 264,
    "mask_h": 264
}]
</instances>
